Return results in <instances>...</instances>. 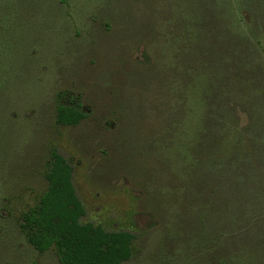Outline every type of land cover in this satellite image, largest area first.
Segmentation results:
<instances>
[{
    "label": "rangeland",
    "instance_id": "1",
    "mask_svg": "<svg viewBox=\"0 0 264 264\" xmlns=\"http://www.w3.org/2000/svg\"><path fill=\"white\" fill-rule=\"evenodd\" d=\"M221 71L224 102L204 87L223 93ZM59 103L85 119L57 125ZM206 117L222 127L211 154L238 148L263 188L264 0H0V264H59L20 228L52 151L80 222L135 236L123 264H168L162 240L204 183L186 157Z\"/></svg>",
    "mask_w": 264,
    "mask_h": 264
},
{
    "label": "trees",
    "instance_id": "2",
    "mask_svg": "<svg viewBox=\"0 0 264 264\" xmlns=\"http://www.w3.org/2000/svg\"><path fill=\"white\" fill-rule=\"evenodd\" d=\"M220 77L226 88L223 93L209 78L204 87L209 99L215 94L213 98L224 102L225 92L229 98V75L221 71ZM85 117L79 105L59 103L55 123L76 126ZM221 130L213 119L204 118L198 137L188 148L186 160L194 161L188 167L204 183L194 189L196 200L186 203L176 215L185 224L179 226V220L175 221L177 228L170 229L162 240L168 264H264V183L263 188L252 187L255 178L262 182L263 176L247 167L241 173L242 162L233 156L239 154L236 147L220 157L211 154ZM259 150L251 151L255 159L245 155L256 166L262 162L257 158ZM46 180L47 190L22 215L20 224L38 254L54 250L59 264H123L131 259L133 234L106 232L80 222L85 213L72 184V169L56 151L51 152Z\"/></svg>",
    "mask_w": 264,
    "mask_h": 264
}]
</instances>
